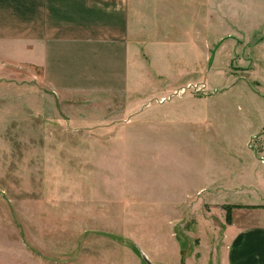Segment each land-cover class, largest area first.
<instances>
[{
  "label": "rangeland",
  "instance_id": "obj_1",
  "mask_svg": "<svg viewBox=\"0 0 264 264\" xmlns=\"http://www.w3.org/2000/svg\"><path fill=\"white\" fill-rule=\"evenodd\" d=\"M213 1L211 44L208 0H177L181 45L134 47L127 73L100 58L76 88L0 47V264H146L133 244L227 264L256 191H198L264 175V0Z\"/></svg>",
  "mask_w": 264,
  "mask_h": 264
},
{
  "label": "crops",
  "instance_id": "obj_2",
  "mask_svg": "<svg viewBox=\"0 0 264 264\" xmlns=\"http://www.w3.org/2000/svg\"><path fill=\"white\" fill-rule=\"evenodd\" d=\"M176 3L177 0H0V47H17L31 64L44 71L46 81L55 85L56 91L76 88L72 79L85 76L81 74L87 69L94 71L100 58L121 59L127 73L134 47L181 45L182 21L177 15H182V9ZM207 4L213 16L208 17L205 32L200 34L197 27L194 36L211 44L216 37L214 1L208 0ZM245 173L217 189L214 177L212 187H208V178L198 192L209 188L238 190V195L256 191V200L236 203L256 207L244 208L249 213L243 217L233 211L236 227L228 229L225 252L227 264H264V175H258L257 170L253 171L255 176ZM252 213L255 217H249Z\"/></svg>",
  "mask_w": 264,
  "mask_h": 264
},
{
  "label": "water",
  "instance_id": "obj_3",
  "mask_svg": "<svg viewBox=\"0 0 264 264\" xmlns=\"http://www.w3.org/2000/svg\"><path fill=\"white\" fill-rule=\"evenodd\" d=\"M138 249L140 251L141 257L144 259L146 264H154V262L151 260V258L145 251H143L139 246H138Z\"/></svg>",
  "mask_w": 264,
  "mask_h": 264
},
{
  "label": "trees",
  "instance_id": "obj_4",
  "mask_svg": "<svg viewBox=\"0 0 264 264\" xmlns=\"http://www.w3.org/2000/svg\"><path fill=\"white\" fill-rule=\"evenodd\" d=\"M234 206V205H233ZM232 206V207H233ZM237 206H239V205H237ZM230 208H231V206H230ZM136 248H137V250L139 251V249H138V247H137V245L136 244H133ZM139 253H140V251H139Z\"/></svg>",
  "mask_w": 264,
  "mask_h": 264
}]
</instances>
